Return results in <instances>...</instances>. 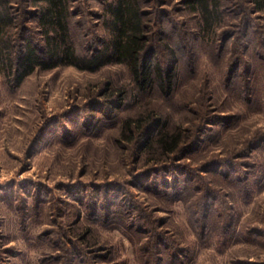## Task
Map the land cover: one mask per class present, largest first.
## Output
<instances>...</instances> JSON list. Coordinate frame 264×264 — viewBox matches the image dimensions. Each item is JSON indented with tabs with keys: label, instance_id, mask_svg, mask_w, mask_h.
I'll use <instances>...</instances> for the list:
<instances>
[{
	"label": "rangeland",
	"instance_id": "1",
	"mask_svg": "<svg viewBox=\"0 0 264 264\" xmlns=\"http://www.w3.org/2000/svg\"><path fill=\"white\" fill-rule=\"evenodd\" d=\"M142 1L152 62L177 61L170 93L115 64L0 73V264H264V11L220 0L203 37L185 0ZM70 2L84 53L106 0ZM161 128L178 151H141Z\"/></svg>",
	"mask_w": 264,
	"mask_h": 264
},
{
	"label": "trees",
	"instance_id": "2",
	"mask_svg": "<svg viewBox=\"0 0 264 264\" xmlns=\"http://www.w3.org/2000/svg\"><path fill=\"white\" fill-rule=\"evenodd\" d=\"M23 6L26 22L34 26L37 40L25 37L20 29L14 3L0 0V73L19 84L36 70L71 66L80 71L96 72L108 65H123L130 74L134 89L152 88L170 93L177 75L172 67L164 68L152 62L147 51L150 38L145 25L142 0H106L104 17L106 37L89 51H77L71 36L74 15L70 0H18ZM14 2V3H13ZM199 17L201 36L215 35L224 15L220 0H185ZM255 12L264 11V0H251ZM114 104H121L122 93H111ZM110 96V98H111ZM109 98V96H106ZM112 103V102H111ZM142 122L140 121L139 124ZM177 130V129H176ZM182 131L161 128L154 137L147 136L141 151H159L167 156L177 152L182 144Z\"/></svg>",
	"mask_w": 264,
	"mask_h": 264
}]
</instances>
